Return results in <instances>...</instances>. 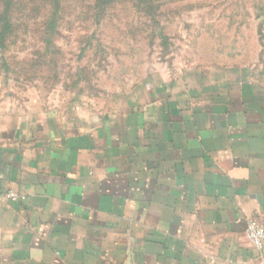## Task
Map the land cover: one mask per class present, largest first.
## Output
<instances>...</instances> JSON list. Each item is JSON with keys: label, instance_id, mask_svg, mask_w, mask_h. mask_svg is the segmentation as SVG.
Returning <instances> with one entry per match:
<instances>
[{"label": "crops", "instance_id": "0c3cea01", "mask_svg": "<svg viewBox=\"0 0 264 264\" xmlns=\"http://www.w3.org/2000/svg\"><path fill=\"white\" fill-rule=\"evenodd\" d=\"M7 190L0 264H257L264 71L152 77L102 110L0 95Z\"/></svg>", "mask_w": 264, "mask_h": 264}, {"label": "rangeland", "instance_id": "374dc122", "mask_svg": "<svg viewBox=\"0 0 264 264\" xmlns=\"http://www.w3.org/2000/svg\"><path fill=\"white\" fill-rule=\"evenodd\" d=\"M0 95L45 107L117 104L152 77L264 71V0H12Z\"/></svg>", "mask_w": 264, "mask_h": 264}, {"label": "built area", "instance_id": "2783aa9c", "mask_svg": "<svg viewBox=\"0 0 264 264\" xmlns=\"http://www.w3.org/2000/svg\"><path fill=\"white\" fill-rule=\"evenodd\" d=\"M18 197V194L12 190L0 192V202L14 201L17 200ZM245 235L250 243L254 246V248L261 251L263 247L264 231L257 222H255L254 220L247 221ZM257 264H264V260L260 259Z\"/></svg>", "mask_w": 264, "mask_h": 264}, {"label": "trees", "instance_id": "16d2710c", "mask_svg": "<svg viewBox=\"0 0 264 264\" xmlns=\"http://www.w3.org/2000/svg\"><path fill=\"white\" fill-rule=\"evenodd\" d=\"M12 4V0H4L3 1V11H4V18H3V29L8 28L10 26L9 18L7 17L8 7Z\"/></svg>", "mask_w": 264, "mask_h": 264}]
</instances>
